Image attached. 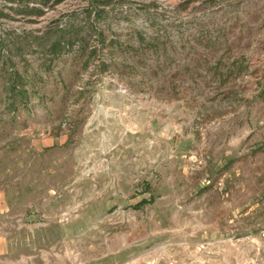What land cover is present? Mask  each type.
Wrapping results in <instances>:
<instances>
[{
  "label": "rangeland",
  "instance_id": "1",
  "mask_svg": "<svg viewBox=\"0 0 264 264\" xmlns=\"http://www.w3.org/2000/svg\"><path fill=\"white\" fill-rule=\"evenodd\" d=\"M46 1L0 0L15 246L35 264H264V0H100L95 27L94 0Z\"/></svg>",
  "mask_w": 264,
  "mask_h": 264
},
{
  "label": "crops",
  "instance_id": "2",
  "mask_svg": "<svg viewBox=\"0 0 264 264\" xmlns=\"http://www.w3.org/2000/svg\"><path fill=\"white\" fill-rule=\"evenodd\" d=\"M11 213L12 205L5 191L0 188V264H35L36 255L31 252L22 254L20 248L15 246L17 235L11 233L3 223Z\"/></svg>",
  "mask_w": 264,
  "mask_h": 264
},
{
  "label": "trees",
  "instance_id": "3",
  "mask_svg": "<svg viewBox=\"0 0 264 264\" xmlns=\"http://www.w3.org/2000/svg\"><path fill=\"white\" fill-rule=\"evenodd\" d=\"M48 1H50V0H47L46 3H48ZM63 1H65V0H52V5L55 6L57 4H60ZM94 1L96 2V4H95L96 6L94 7V12L92 14V15H94V21H93V25H92L93 27H95L97 22L100 21V18L102 16L103 12H104V10L101 8V5H99L100 4L99 3L100 0H94ZM41 12L42 11H40L39 13H41ZM90 17H91V15H90ZM58 46H60V42L59 43L56 42V43L53 44L52 53H54V51L58 49ZM94 53H95V50H92L90 52L91 55H93ZM17 77H20V75L18 76V74H17ZM16 87H17V85L13 86V88H16Z\"/></svg>",
  "mask_w": 264,
  "mask_h": 264
}]
</instances>
